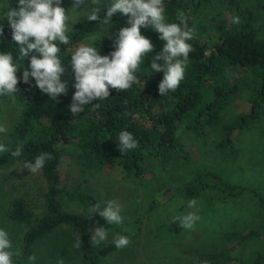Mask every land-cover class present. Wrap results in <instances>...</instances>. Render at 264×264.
<instances>
[{
  "label": "trees",
  "instance_id": "1",
  "mask_svg": "<svg viewBox=\"0 0 264 264\" xmlns=\"http://www.w3.org/2000/svg\"><path fill=\"white\" fill-rule=\"evenodd\" d=\"M16 2L0 0V10L15 8ZM225 2L238 19L237 23L232 28L219 25L217 37L210 38L205 18L208 0H164L168 22L179 23L177 13L183 12L186 28L194 30V38L190 41L193 51L185 78L175 91L166 95L159 93L163 72L154 73L150 69L151 59L161 51L164 41L151 27L142 28V34L151 38L155 48L137 73L139 81L128 90H110L107 99L92 101L83 113H71L70 105L76 91L71 53L82 44H88L107 55L113 50L120 28L127 26V17L120 13L115 14L108 25L100 21L105 18L106 8L100 13V20L88 21V15L81 18L67 33L69 44L60 45L61 63L65 68L61 79L67 83L66 94L52 100L34 86V80L32 86L18 83L20 92L12 95L21 103L22 113L10 132L5 151L0 152V169L19 161H34L42 153H49L51 157L41 169L47 184L45 214L34 222L33 211L23 198L15 199L7 212L14 222L29 224L23 239L26 257L32 256L35 245L60 228L68 227L77 233L78 241H82L80 264H104L106 240L101 244L92 243L95 229L104 227L132 237L142 232L141 215L128 224L108 225L104 218L94 213L92 209L99 201L85 190V180L73 189L68 188L63 171L66 158L73 153L79 154L85 170L113 168L118 169L124 179L141 181L147 177L150 167L158 171L166 165L178 167L191 159L181 142V131L203 137L209 128L218 129L223 135L219 143L221 152L235 157L238 135L260 126L264 114V38L254 25L256 11L243 7L238 0ZM62 6L69 14L74 0H63ZM84 6L85 3L79 8ZM262 7L264 9V2ZM0 24L4 28L0 51L12 52L16 59L19 45L12 40L7 19H0ZM27 66L26 58L17 75L21 76ZM232 70L250 71L254 87L247 111L226 119V112L240 91V85L229 78ZM124 130L131 132L139 144L123 154L118 148V137ZM18 145L23 146L19 157L12 154ZM212 192L214 195L210 199L216 200L219 196V203L243 200L250 210V224L245 220L242 223L246 225H240L236 221L240 215L227 219L226 212L219 219V227L211 232L215 235L206 237L197 248L185 247L184 256L176 263L264 264L263 191L229 182L214 172H198L192 184L169 187L164 193L170 199L174 196L196 198ZM71 205L79 207L83 213L70 210ZM238 209L245 211L247 208ZM237 212L233 211L236 215ZM244 246L251 249L248 259L239 256Z\"/></svg>",
  "mask_w": 264,
  "mask_h": 264
},
{
  "label": "rangeland",
  "instance_id": "2",
  "mask_svg": "<svg viewBox=\"0 0 264 264\" xmlns=\"http://www.w3.org/2000/svg\"><path fill=\"white\" fill-rule=\"evenodd\" d=\"M238 1L243 7L256 11L254 25L264 38V0ZM93 7L90 0H86L84 7L70 10L68 33ZM8 10L10 9L4 12L0 10V16H4ZM205 18L210 27V38L217 37L216 30L219 25L232 28L238 20L227 7L225 0H208ZM229 78L240 85V91L229 106L226 119L247 111L254 87L252 73L248 70H232L229 72ZM22 108L21 103L12 94L0 96V125L6 129L0 133V144L5 147L13 126L21 117ZM180 138L191 159L178 167L166 165L158 171L150 167L147 177L141 181L124 179L121 172L113 168L85 170L78 153H73L69 159L66 158L67 165L63 176L69 189L85 180V190L96 197L100 204L109 200H116L120 204L124 223L128 224L137 216H142L140 236H127L130 244L125 248L117 249L113 244L117 236L123 234L108 230L104 264H177L176 260L183 255L185 247L197 248L206 237L215 235L211 232L219 227V219L226 212L227 219L240 215L236 219L240 225L245 226L247 221L248 225L250 224V210L241 199L219 203V196L216 200L214 197L210 199V196L214 195L213 192L196 198L174 196L169 199L164 192L169 187L192 184L198 172H214L229 182L258 188L264 192V114L259 127H252L238 135V153L235 157L221 152L219 143L223 135L218 129L209 128L203 137L181 131ZM24 163L19 161L11 167L0 169V228L9 233L13 249H20V255L13 257V264L32 262L23 251V239L29 224L14 222L8 217L7 212L11 204L15 199L23 198L28 208L33 211L34 222L46 212V180L41 169L31 173L24 168ZM193 199L197 201V215L200 218L192 228L184 229L180 226L183 216L195 210L188 207V202ZM243 206L248 210L238 209ZM69 209L83 213L79 207L73 205L69 206ZM236 210L237 215L233 213ZM245 220L246 223H242ZM215 233L218 234V231ZM77 241L78 235L74 230L68 227L60 228L35 245L32 254L36 257L35 264H80L81 251L79 247H75ZM250 254V247H241L240 257L248 259Z\"/></svg>",
  "mask_w": 264,
  "mask_h": 264
},
{
  "label": "clouds",
  "instance_id": "3",
  "mask_svg": "<svg viewBox=\"0 0 264 264\" xmlns=\"http://www.w3.org/2000/svg\"><path fill=\"white\" fill-rule=\"evenodd\" d=\"M90 2L94 7L88 14V21L100 20V13L106 7L105 18L100 21L108 25L111 18L120 13L127 17V26L120 28L113 42V50L107 55H102L100 48L88 44H82L71 53L76 89L70 105L72 114L83 113L85 106L94 100L107 99L112 89L128 90L139 81L137 73L144 59L155 48L151 38L142 34V28L151 27L159 34L160 40L164 41L163 48L152 57L150 63L152 72H163L159 93L163 96L180 86L189 65V55L193 51L190 41L194 38V30L186 28L183 12L177 13L180 22L174 23L166 19L164 0ZM62 3L63 0H17L15 8L0 16V19H7L12 40L19 45L16 59L12 52L0 51V96L20 92L18 83L32 86L33 80L34 86L52 100L67 93V83L61 79L65 68L61 63L60 45H68L70 42L67 34L69 14ZM84 3L85 0H74L73 9ZM3 31V25L0 24V37L3 36ZM26 58L28 66L18 76L17 73ZM5 131L0 125V133ZM118 141V148L123 154L136 149L139 144L127 130L119 133ZM22 148V145H18L12 154L19 157ZM2 151H5V146L0 144V152ZM50 158L49 153H42L34 161H25L24 168L35 173ZM196 206L195 199L188 202V207L195 210L183 216V223L180 225L182 228H192L199 220V209ZM92 211L104 218L108 225H119L123 222L121 206L116 200L98 203ZM107 238L108 230L99 227L93 231L92 243L101 244ZM81 243L82 241H77L75 247H79ZM113 244L117 249H122L130 244V239L119 235ZM18 255L20 249H13L9 233L0 228V264H13V257ZM28 259L35 264V256Z\"/></svg>",
  "mask_w": 264,
  "mask_h": 264
}]
</instances>
